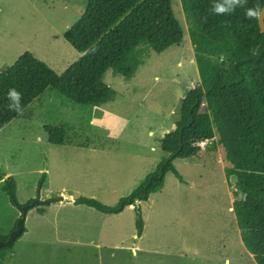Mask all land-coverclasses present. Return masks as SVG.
I'll list each match as a JSON object with an SVG mask.
<instances>
[{"label": "rangeland", "instance_id": "374dc122", "mask_svg": "<svg viewBox=\"0 0 264 264\" xmlns=\"http://www.w3.org/2000/svg\"><path fill=\"white\" fill-rule=\"evenodd\" d=\"M86 3L0 0V71L29 52L62 74L79 57L63 35ZM172 8L183 30L182 43L161 54L151 52L129 82L107 72L103 82L114 92L112 101L79 106L47 89L0 132V173L16 181L23 207L36 199L64 196L65 201L86 197L113 207L166 158L159 139L173 130L181 99L199 85L180 0H172ZM47 125L67 126L62 145L48 142ZM201 150L200 163L173 161L183 181L167 173L160 191L118 216L54 203L36 206L46 210L39 219L36 207L30 208L24 227L29 242L37 235L40 246L38 255L28 261L26 256L22 264H224L225 257L231 264H245L239 229L229 211L232 193L236 199L241 194L234 178L225 181L217 139ZM137 206L144 225L141 238L135 225ZM19 215L0 190V235L10 234ZM102 228L104 236L98 234ZM181 251L186 259L178 257Z\"/></svg>", "mask_w": 264, "mask_h": 264}, {"label": "trees", "instance_id": "16d2710c", "mask_svg": "<svg viewBox=\"0 0 264 264\" xmlns=\"http://www.w3.org/2000/svg\"><path fill=\"white\" fill-rule=\"evenodd\" d=\"M180 2L199 85L181 99L173 130L159 139L166 158L113 207L86 197L75 198L73 204L119 215L160 191L167 173L183 181L173 161L200 163L202 150L197 143L217 139L224 155L226 181L234 178L241 194L236 199L232 193L240 238L256 264H264V34L258 20L246 18V9L257 3L264 5V0H247L243 7L225 15L211 11L215 2L223 0ZM63 38L79 57L62 74L29 52L0 71V132L47 89L79 106L99 107L112 101L114 92L103 82L106 73L131 81L151 52L161 54L181 44L183 30L172 0H87L83 13ZM13 87L22 93V112L8 108L13 102L7 93ZM44 130L51 145L65 142L67 126L47 125ZM0 180V190L20 212L14 230L24 205L17 200L16 181L2 173ZM135 212L137 236L141 237L144 225L138 206ZM25 232L24 227L16 241ZM8 236L0 235V241ZM13 246L0 248V264Z\"/></svg>", "mask_w": 264, "mask_h": 264}, {"label": "crops", "instance_id": "0c3cea01", "mask_svg": "<svg viewBox=\"0 0 264 264\" xmlns=\"http://www.w3.org/2000/svg\"><path fill=\"white\" fill-rule=\"evenodd\" d=\"M222 169H223V167H222ZM6 176H8V175H6ZM225 181H226V179H225ZM1 185H2V180H0V187H1ZM64 198H66V197L64 196ZM74 199L75 198L73 196H70L66 201L63 200L62 202H58V203H60L62 205V207H64V206H66V207H68V206H70V207L84 206V205H74L73 204ZM230 204L231 205L229 207V211L231 213H233L232 203H230ZM129 207L132 208V206H129ZM88 208H90V207H88ZM45 212H46V210H44V209H41L39 207L36 208V213H37V216L39 217V219H43ZM115 216H118V215H115ZM57 219L58 218H55L54 220H52V222L55 223V225L58 224ZM60 220L63 221L64 223L67 222V220H64V219H60ZM233 221H234L235 225L237 226L235 216H233ZM9 222L12 224L14 222V217H11V220ZM0 227H2L1 220H0ZM57 233H59V231ZM29 234H30V232H29V230H27L22 235V237L14 243L12 250L5 255L1 264H10V263L11 264H22V261H25L26 256H27V261H28L30 256L38 255L35 250L39 249V248H37V246H40L39 245L40 244V237H38L36 235V238L34 240H31V242H29V240L27 238V237H29L28 236ZM98 234L99 235L103 234V236H104L106 233L104 232V229L102 228L101 230L98 231ZM26 238H27V240H26ZM105 238H108V237L106 236ZM139 238H141V237H139ZM241 242H242V240H241ZM241 245H242V247L244 246L243 243ZM100 246H102V244H97V247H100ZM243 249H244V253H245V257L243 258L245 260V264H256L253 256L246 250V248L243 247ZM182 255H185L184 251H181L178 254V257L180 259L181 258L186 259V257H182ZM223 263L224 264H231V260L228 257H225V259L223 260ZM181 264H183V263L181 262Z\"/></svg>", "mask_w": 264, "mask_h": 264}, {"label": "clouds", "instance_id": "9594fccd", "mask_svg": "<svg viewBox=\"0 0 264 264\" xmlns=\"http://www.w3.org/2000/svg\"><path fill=\"white\" fill-rule=\"evenodd\" d=\"M247 0H223V2H215L212 5L211 11L217 15H225L234 13L237 7H243ZM264 14V5L257 3L254 7L246 9L247 19L259 20L261 15ZM7 98L13 103H9V110L22 112L23 108L20 103L22 100V93L17 91L16 88H10L7 93Z\"/></svg>", "mask_w": 264, "mask_h": 264}, {"label": "water", "instance_id": "95a60500", "mask_svg": "<svg viewBox=\"0 0 264 264\" xmlns=\"http://www.w3.org/2000/svg\"><path fill=\"white\" fill-rule=\"evenodd\" d=\"M258 27L260 29V32L264 34V14L261 15L260 19L258 20ZM64 200L63 197H55V198H46V199H36L28 206H25L21 210V218L16 223V228L12 230L8 236V239L6 241H0V248L6 247L10 248L14 245L16 239L21 235L24 229V221L27 211L30 208H34L36 206L40 205H50L58 202H62Z\"/></svg>", "mask_w": 264, "mask_h": 264}, {"label": "built area", "instance_id": "2783aa9c", "mask_svg": "<svg viewBox=\"0 0 264 264\" xmlns=\"http://www.w3.org/2000/svg\"><path fill=\"white\" fill-rule=\"evenodd\" d=\"M209 142H210V141H200L199 143H197V146H198L200 149H204V148L208 145Z\"/></svg>", "mask_w": 264, "mask_h": 264}]
</instances>
